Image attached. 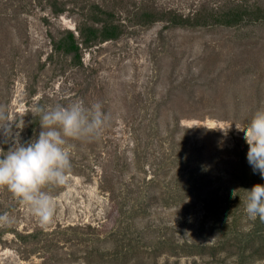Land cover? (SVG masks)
<instances>
[{
  "label": "rangeland",
  "instance_id": "obj_1",
  "mask_svg": "<svg viewBox=\"0 0 264 264\" xmlns=\"http://www.w3.org/2000/svg\"><path fill=\"white\" fill-rule=\"evenodd\" d=\"M51 1L0 0V105L24 125L0 126V149L11 147L5 127L18 131L22 143L38 137L37 105L99 101L111 119L99 138L69 140L73 172L51 189L52 224L41 227L0 188V214L14 219L0 226V264H46L53 253L67 260L52 264H237L235 248L170 252L187 242L212 245L222 233L230 237L223 224L247 215L244 190L254 186L248 185L253 169L235 124L246 126L264 105V21L194 30L130 19L123 37L83 49V64L75 65L55 52L54 41L67 28L78 35V7L95 0H60L67 10L59 14ZM221 1L110 2L118 3L123 19L142 2L187 14ZM230 124L227 134L220 130ZM237 224L239 230L252 226L247 218ZM92 249L96 254L88 258ZM245 264H264V257Z\"/></svg>",
  "mask_w": 264,
  "mask_h": 264
},
{
  "label": "clouds",
  "instance_id": "obj_2",
  "mask_svg": "<svg viewBox=\"0 0 264 264\" xmlns=\"http://www.w3.org/2000/svg\"><path fill=\"white\" fill-rule=\"evenodd\" d=\"M32 114L39 117L41 130L30 141L22 143L18 131L13 135L10 127L3 128L4 142L11 141V147L7 152L0 149V188L27 206L41 227H47L54 222L56 214L51 189L64 185L72 168L69 140L99 138L111 117L101 102L86 105L83 100L67 105H37ZM11 124L17 129L24 126L9 114L6 106L0 105V126ZM231 126L220 130L227 134ZM235 128L244 133L248 163L264 178V105L255 111L246 126L235 124ZM240 190L233 189L231 197L236 198ZM244 191L247 216L264 222V185L256 184ZM13 223L8 214H0V226Z\"/></svg>",
  "mask_w": 264,
  "mask_h": 264
},
{
  "label": "trees",
  "instance_id": "obj_3",
  "mask_svg": "<svg viewBox=\"0 0 264 264\" xmlns=\"http://www.w3.org/2000/svg\"><path fill=\"white\" fill-rule=\"evenodd\" d=\"M110 1L101 0L99 2V0H95L90 2V4L84 3L78 7L81 19H79L76 29L79 34L77 35L73 29H64L60 37L54 41L53 47L55 52L70 56L71 62L75 65L83 64V49L91 48L108 40L120 39L127 32V23L130 22V19H133L135 24L147 26L162 20L166 22V27L169 28L194 30L215 25L230 28L244 27L264 21V1L262 0H225L221 1L222 3H214L211 7L206 3H201L195 11L187 14H181L174 10L160 12L149 7L147 3L142 2L136 6V9L133 11L134 14L131 17L127 15L123 19L120 17L117 9L115 10L118 3L112 5L113 3ZM50 5L56 14L67 10L66 4L63 1L60 2V0H52ZM53 57L54 55L52 54L50 58ZM172 134H174L173 131ZM70 172H73V170L71 169ZM257 173L253 171L251 174V179L248 180L249 186L257 183ZM248 185L242 186L241 190L249 187ZM240 195L241 192L238 193L237 197ZM119 212L123 213L121 210ZM244 218H247L252 226L249 229L239 230L237 222ZM223 225L227 228V232L231 234L230 237L225 233L219 234L217 235V242L212 245L187 242L178 249L180 251H173L175 249H172L170 254H182L186 256L206 253L216 254L226 249L232 250L235 248L233 254L236 255L235 261L237 264H245V262L260 260L264 257V222H261L258 218L252 220L247 215L235 214L229 223L225 222ZM113 232L112 234H114ZM20 238L27 241L25 235L21 234ZM232 239H235L237 242L231 243ZM248 248H250V251ZM128 252L133 253L129 248ZM118 253H112L113 257L117 258ZM95 254V251L92 249V251L87 253V257L92 258ZM101 255L104 256L103 254ZM62 256L58 253H53L44 259V263L52 264L54 260L55 262L67 260L65 259L67 257ZM122 256L126 257L127 255L124 252ZM89 262L93 261L90 259Z\"/></svg>",
  "mask_w": 264,
  "mask_h": 264
}]
</instances>
